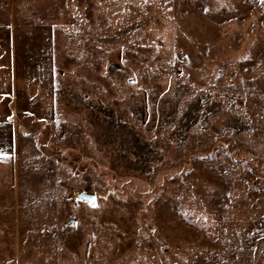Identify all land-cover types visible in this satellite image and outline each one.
<instances>
[{
  "label": "rangeland",
  "instance_id": "rangeland-1",
  "mask_svg": "<svg viewBox=\"0 0 264 264\" xmlns=\"http://www.w3.org/2000/svg\"><path fill=\"white\" fill-rule=\"evenodd\" d=\"M0 264H264V2L0 0Z\"/></svg>",
  "mask_w": 264,
  "mask_h": 264
},
{
  "label": "water",
  "instance_id": "water-1",
  "mask_svg": "<svg viewBox=\"0 0 264 264\" xmlns=\"http://www.w3.org/2000/svg\"><path fill=\"white\" fill-rule=\"evenodd\" d=\"M81 198L86 200L89 204H91L93 202V198L91 196H89V195L82 194Z\"/></svg>",
  "mask_w": 264,
  "mask_h": 264
},
{
  "label": "snow or ice",
  "instance_id": "snow-or-ice-1",
  "mask_svg": "<svg viewBox=\"0 0 264 264\" xmlns=\"http://www.w3.org/2000/svg\"><path fill=\"white\" fill-rule=\"evenodd\" d=\"M262 2H264V0H262Z\"/></svg>",
  "mask_w": 264,
  "mask_h": 264
}]
</instances>
